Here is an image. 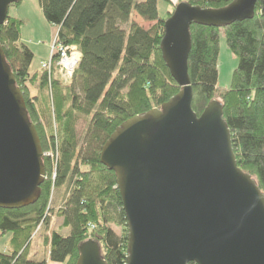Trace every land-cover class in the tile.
I'll return each instance as SVG.
<instances>
[{"label": "trees", "instance_id": "obj_1", "mask_svg": "<svg viewBox=\"0 0 264 264\" xmlns=\"http://www.w3.org/2000/svg\"><path fill=\"white\" fill-rule=\"evenodd\" d=\"M159 1L170 4V0H38L45 22L57 28L58 42L76 46L81 54L69 86L50 82L46 70L31 75L34 53L20 44V20L8 13L0 26V45L22 92L28 118L43 153L50 151L42 159L45 179L37 201L20 209H0V233L9 236L8 252L0 253V264H47V260L76 264L79 246L88 240L99 245L106 264H125L127 219L116 174L101 164L100 152L122 123L159 108L180 90L160 49L165 18L158 15ZM233 1L186 2L202 9H220ZM259 10L257 3L252 19L221 28L238 64L219 102L237 166L264 194V18ZM134 14L153 25L140 27L132 20ZM170 14L166 12V18ZM219 31L194 24L190 27L188 76L192 109L198 117L217 91ZM80 116L88 120L81 144L75 131ZM63 186L62 205L50 212L51 189ZM52 216L62 219L68 235L49 229ZM112 223L120 229L119 234L110 228ZM41 229L44 232L37 237ZM36 239L41 241L43 254L37 260L30 249Z\"/></svg>", "mask_w": 264, "mask_h": 264}, {"label": "water", "instance_id": "obj_2", "mask_svg": "<svg viewBox=\"0 0 264 264\" xmlns=\"http://www.w3.org/2000/svg\"><path fill=\"white\" fill-rule=\"evenodd\" d=\"M20 0H0V26ZM264 0L220 9L179 2L163 22V60L179 92L122 123L100 152L116 174L127 219L125 264H264V194L236 163L223 107L198 117L188 76L191 25L225 28L250 20ZM44 153L0 45V209L34 204L45 177ZM76 264H106L92 240Z\"/></svg>", "mask_w": 264, "mask_h": 264}, {"label": "rangeland", "instance_id": "obj_3", "mask_svg": "<svg viewBox=\"0 0 264 264\" xmlns=\"http://www.w3.org/2000/svg\"><path fill=\"white\" fill-rule=\"evenodd\" d=\"M177 4H175V6ZM166 6L168 7L169 5L163 1L158 2V5H157L158 15L162 19L164 18L166 19V12H167ZM172 11L173 10H171V12ZM15 13L22 22L20 44H25L29 46V48L33 51L35 55L33 62L31 64L30 71H33L37 67H39L38 69L40 70L41 69L40 61L42 59H45V56H46V54L44 53V48L42 47V44L45 43L44 47H48L47 45L49 44V49H50V43H51L52 37L55 35V34L53 35L54 26H51L45 22V20L41 16L38 6L36 5L35 2H32V0H22V3L17 7ZM132 20L135 21L140 27L144 29H149L153 25V23L142 21L136 14L133 15ZM219 36H220V45H219V57H218V63H217L218 82H217V91L214 96V99L217 101H221L220 100L221 96L229 88L231 84L232 74L238 64L236 57L232 55V53L229 51L228 47L226 46L225 39H224V33H223V30H221V28L219 31ZM37 43L38 44L40 43V44L38 45ZM32 93L34 94L35 92L32 91ZM50 120L52 123V134L54 137H56L58 129H57V125L54 122L53 116L51 117ZM87 121L88 120L85 119L83 116H80L77 120L75 131H76V136L79 141V144H81L83 135L87 128ZM49 153L50 151L47 152V154H44V157L49 156ZM65 190L66 188L64 186L58 189H53V188L51 189V194H50L49 203H48L50 212H55L62 205L64 196H65ZM55 220L56 221L54 222V227H52L51 230L57 231L59 234L63 236L68 235L69 234L68 228H65L62 226L59 228H56L55 226L60 225V221H58V218H56ZM110 228L115 233L119 234L120 229L116 227L113 223L110 225ZM43 232H44V229H41L37 237L41 236ZM5 238L2 239V242L5 240ZM37 241H38L37 239L33 241V245L30 248L31 250L35 247V244ZM40 247H41V241H40ZM40 256L41 257L39 259L43 258L42 253L40 254Z\"/></svg>", "mask_w": 264, "mask_h": 264}, {"label": "built area", "instance_id": "obj_4", "mask_svg": "<svg viewBox=\"0 0 264 264\" xmlns=\"http://www.w3.org/2000/svg\"><path fill=\"white\" fill-rule=\"evenodd\" d=\"M48 57V60L41 62L40 68L47 71L49 80H56L62 86L71 83L81 58L78 48L74 45H61L55 33L50 43Z\"/></svg>", "mask_w": 264, "mask_h": 264}, {"label": "crops", "instance_id": "obj_5", "mask_svg": "<svg viewBox=\"0 0 264 264\" xmlns=\"http://www.w3.org/2000/svg\"><path fill=\"white\" fill-rule=\"evenodd\" d=\"M186 0H170V4H169V6L167 7V12H171V10H173L174 9V7H175V4H177V3H179V2H185ZM32 2H35L36 3V5L38 6V8H39V10H40V13H41V8H40V5H39V2H38V0H32ZM19 6V5H18ZM18 6H11L10 7V9H9V17H11V18H13V19H18V20H20L18 17H17V15H16V9H17V7ZM41 16H42V13H41ZM43 18V17H42ZM21 21V20H20ZM56 31H57V28L56 27H54L53 28V35L56 33ZM52 35V36H53ZM38 44V43H37ZM40 44V43H39ZM38 44V45H39ZM44 44L45 43H43L42 44V47L44 48V53L46 54V56H45V59H42L41 61H40V63L41 62H44V61H46V60H48V55H49V44L47 45L48 47H44ZM34 57H35V55H34ZM39 67H37V68H35L33 71H31V75L32 74H34L35 72H37V71H39V69H38ZM56 219V217L55 216H52V219H51V222H50V227H49V229L51 230V228L52 227H54V222L56 221L55 220ZM58 221H60V225H58V226H55L56 228H59V227H61L62 226V219L61 218H59L58 217ZM6 236H2L1 235V233H0V253H7L8 252V248H7V244H6V242H7V240H8V238H9V236L7 235V237L5 238ZM3 238H5V240L2 242V239ZM40 251H41V247H40V240H38L37 242H36V244H35V247L31 250V256H33V259H39L41 256H40ZM47 264H57V263H53V262H50L49 260H47Z\"/></svg>", "mask_w": 264, "mask_h": 264}]
</instances>
